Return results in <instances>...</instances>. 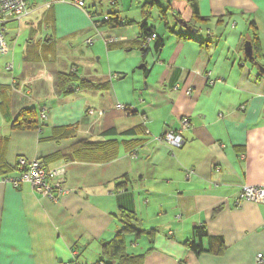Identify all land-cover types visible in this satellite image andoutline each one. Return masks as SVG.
Segmentation results:
<instances>
[{
	"label": "crops",
	"instance_id": "crops-1",
	"mask_svg": "<svg viewBox=\"0 0 264 264\" xmlns=\"http://www.w3.org/2000/svg\"><path fill=\"white\" fill-rule=\"evenodd\" d=\"M84 1L33 3L7 26L0 177L39 158L66 167L68 191L55 202L0 183V264H97L124 213L142 231L125 232L124 264H264V205L236 204L264 184V0H198L196 15L188 0H160L165 15L115 0L114 26ZM150 31L161 48L144 43ZM26 109L37 126L14 127ZM168 129L181 146L160 140Z\"/></svg>",
	"mask_w": 264,
	"mask_h": 264
},
{
	"label": "built area",
	"instance_id": "built-area-1",
	"mask_svg": "<svg viewBox=\"0 0 264 264\" xmlns=\"http://www.w3.org/2000/svg\"><path fill=\"white\" fill-rule=\"evenodd\" d=\"M55 0H0V55L8 53L10 44L7 42V26L12 21H21L26 17L33 3H46L48 6L50 2ZM79 7L84 8L86 2L84 0H70ZM105 21L109 20L108 16L104 17ZM96 26L99 23L94 22ZM156 38V34L149 36L145 40V44ZM93 38L88 39V43L93 42ZM12 68V64H9ZM213 82V80L211 81ZM192 88H187V93H191ZM115 107L126 113L132 111L131 107L122 103H116ZM90 115H100L104 113L103 110L89 109ZM48 116L47 109H42L41 118L45 119ZM182 128L186 129L190 126L191 121L189 117L182 118ZM160 140L168 142L173 147H179L183 144L184 139L181 130L168 129L161 137ZM16 168L18 174L15 176L0 177V183L6 182L12 184L14 187H19L23 183H29L36 193L44 198L52 201H59L63 195L67 193V170L65 166L56 168H48L43 160L39 158H28L19 156L16 160ZM190 176V173L188 174ZM243 201H250L264 205V184L253 185L246 184L242 187L241 192L237 198L236 204L240 205ZM263 256L258 255V262L263 263ZM97 264H107L105 261L100 260Z\"/></svg>",
	"mask_w": 264,
	"mask_h": 264
},
{
	"label": "trees",
	"instance_id": "trees-1",
	"mask_svg": "<svg viewBox=\"0 0 264 264\" xmlns=\"http://www.w3.org/2000/svg\"><path fill=\"white\" fill-rule=\"evenodd\" d=\"M190 5L192 6L193 10H194V14H197V1L198 0H188ZM115 3V0H110V4ZM150 5L152 7H158L160 10V13H162V15H165L166 13H168L169 8L165 7L163 8L161 5L160 0H152V2H150ZM108 16L109 20L108 21H99V26H114V25H123L125 22L123 20H121V18L117 15V12L115 11H110L102 16ZM163 20L165 21L166 25L168 26V21L166 16H162ZM153 34H156V38L154 40H156L157 42V47L161 48L163 45V41L160 39V37L158 36V34L154 31H150L149 33L146 34V36L144 37V43L147 37L152 36ZM253 46V45H252ZM37 121L34 119V112L30 109H26L23 112H21V114L18 116V118L15 120L14 122V127L16 128H31V127H36L37 126ZM124 227L116 234L115 238L108 242V243H103V255L104 257L100 260L105 261L107 264H124V262L122 263L121 260L127 261L129 260L128 256L126 257L125 255H122V253L120 252L121 249L124 246V242H125V232H137V233H142V231L136 229L132 224L131 221L133 219V213H124ZM190 247L194 250H198L200 247L199 245H197L195 242H190ZM126 257V258H125ZM99 260V261H100ZM98 261V262H99Z\"/></svg>",
	"mask_w": 264,
	"mask_h": 264
},
{
	"label": "rangeland",
	"instance_id": "rangeland-1",
	"mask_svg": "<svg viewBox=\"0 0 264 264\" xmlns=\"http://www.w3.org/2000/svg\"><path fill=\"white\" fill-rule=\"evenodd\" d=\"M109 1L110 0H88V4H89V6H91V8H93V7L99 8L100 10L104 11V13L106 14L107 13V10L110 8L109 7V5H110V2ZM125 1L129 2L130 0H125ZM93 5H96V6H93ZM101 14L103 15V13H101ZM141 242H142V240H141Z\"/></svg>",
	"mask_w": 264,
	"mask_h": 264
},
{
	"label": "water",
	"instance_id": "water-1",
	"mask_svg": "<svg viewBox=\"0 0 264 264\" xmlns=\"http://www.w3.org/2000/svg\"><path fill=\"white\" fill-rule=\"evenodd\" d=\"M181 22H182V24H183L184 26H186V22H184V21H181ZM245 53H246V56H247L249 59H251V60L254 59V56H253V47H252L251 42H247V43L245 44Z\"/></svg>",
	"mask_w": 264,
	"mask_h": 264
},
{
	"label": "clouds",
	"instance_id": "clouds-1",
	"mask_svg": "<svg viewBox=\"0 0 264 264\" xmlns=\"http://www.w3.org/2000/svg\"><path fill=\"white\" fill-rule=\"evenodd\" d=\"M105 16H106V15H105ZM105 16H103V17H102V20H99V21H100V22L103 21ZM96 21H97V20H96ZM96 21H95V22H96ZM99 21H97V22L99 23Z\"/></svg>",
	"mask_w": 264,
	"mask_h": 264
}]
</instances>
